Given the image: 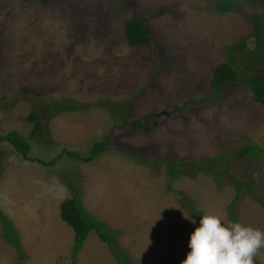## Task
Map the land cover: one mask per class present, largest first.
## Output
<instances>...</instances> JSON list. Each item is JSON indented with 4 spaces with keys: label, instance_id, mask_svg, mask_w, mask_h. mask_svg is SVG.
<instances>
[{
    "label": "rangeland",
    "instance_id": "1",
    "mask_svg": "<svg viewBox=\"0 0 264 264\" xmlns=\"http://www.w3.org/2000/svg\"><path fill=\"white\" fill-rule=\"evenodd\" d=\"M214 3L0 0V135L16 130L31 156L57 158L40 165L0 142V209L23 251L19 257L0 223V264H117L94 232L72 258L73 230L59 215L69 183L117 232L131 264H181L205 212L233 222V180L245 187L232 207L237 222L264 230L257 202L264 154L260 161L236 155L248 144L264 148V108L244 82L264 74L253 37L264 0H238L227 13ZM133 15L144 18L153 43H128L124 24ZM230 59L236 79L212 88L214 68ZM57 103L70 109L45 119L46 105ZM32 110L40 112L42 137L29 136ZM151 112L145 130L130 124ZM95 142L102 150L92 151ZM167 163L182 168L176 179ZM255 264H264V248Z\"/></svg>",
    "mask_w": 264,
    "mask_h": 264
},
{
    "label": "trees",
    "instance_id": "2",
    "mask_svg": "<svg viewBox=\"0 0 264 264\" xmlns=\"http://www.w3.org/2000/svg\"><path fill=\"white\" fill-rule=\"evenodd\" d=\"M238 0H215L214 6L215 10L218 13H227L230 12L235 3ZM153 11V10H152ZM254 17V32L253 37L256 46V59L264 60V20L260 15H253ZM125 37L128 43L131 46L140 47L146 46L154 42L151 31L146 25L144 18L141 16L133 15L130 16L124 24ZM243 46H245L243 44ZM242 46H239L238 49H241ZM230 49H235L234 46H231ZM236 79V66L233 63V60L230 62H221L213 70V75L210 80V86L214 89H219L223 85L234 81ZM244 82L246 87L251 91L252 98L254 102L260 103L264 108V74L256 73L250 74L245 77ZM46 114L44 115L45 119H50L60 113L61 111L69 110L70 107L65 106L64 104L55 105L56 108L50 109V104L46 105ZM154 113H147L141 119L132 120L130 124L138 129L145 130L151 123V119L154 116ZM28 119L33 122V126L29 132L30 137H42L44 135V123L41 120L40 112L37 110H32ZM8 142L13 149L21 154L25 160L36 162L40 165H50L55 163L57 158L51 159L49 162H46L40 158L31 156L30 145L26 141L25 137L22 136L16 130H10L8 132L0 135V142ZM102 142H95L92 148L93 152H98L102 150ZM67 154L69 157L75 159H81L82 157L79 153L75 151L63 150L61 155ZM264 154V148L262 146H257L253 144H248L246 146L238 148L236 155L245 156L247 155L251 160L260 161ZM211 162V160H209ZM221 164V162H218ZM209 163L208 165H210ZM219 164L215 163L212 165V168H216ZM182 172V168L177 164L167 163V173L170 175L171 179H176L179 174ZM233 183L236 187V196L232 202L227 207V212L230 220L237 222L236 215L232 209L234 203L237 201L239 194L242 192V189L245 188L242 183L237 180H233ZM70 195L65 197L59 204V215L60 218L67 223L73 230V249L71 252L72 258L78 253V251L83 246L84 241L86 240L90 232H94L99 240L104 242L112 255L115 258L117 264H131L132 260L127 255V253L122 250L117 242L116 235L117 232L112 230L105 222L97 219L92 213L86 210L84 207L80 195L77 193L78 190L74 188V185L69 183ZM257 202L261 205H264V198H258ZM184 204L188 205L193 214H199L192 203L188 200L183 201ZM0 223L2 225L3 234L6 237V241L12 245L18 256L23 255L22 247L20 244V237L15 228L11 223L8 216L2 212L0 209ZM19 264V263H18Z\"/></svg>",
    "mask_w": 264,
    "mask_h": 264
},
{
    "label": "clouds",
    "instance_id": "3",
    "mask_svg": "<svg viewBox=\"0 0 264 264\" xmlns=\"http://www.w3.org/2000/svg\"><path fill=\"white\" fill-rule=\"evenodd\" d=\"M188 246L181 264H255L264 248V230L225 223L220 215L205 212L190 233Z\"/></svg>",
    "mask_w": 264,
    "mask_h": 264
}]
</instances>
